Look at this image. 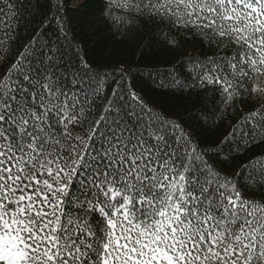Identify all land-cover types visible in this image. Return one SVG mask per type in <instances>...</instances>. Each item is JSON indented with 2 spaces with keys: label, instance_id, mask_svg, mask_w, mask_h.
Wrapping results in <instances>:
<instances>
[{
  "label": "snow or ice",
  "instance_id": "snow-or-ice-1",
  "mask_svg": "<svg viewBox=\"0 0 264 264\" xmlns=\"http://www.w3.org/2000/svg\"><path fill=\"white\" fill-rule=\"evenodd\" d=\"M125 6L206 40L199 87L224 112L254 102L245 146L264 143V0ZM20 15L0 0V264H264V194L247 195L264 168L222 173L123 79L70 93L31 42L14 49Z\"/></svg>",
  "mask_w": 264,
  "mask_h": 264
},
{
  "label": "trees",
  "instance_id": "trees-1",
  "mask_svg": "<svg viewBox=\"0 0 264 264\" xmlns=\"http://www.w3.org/2000/svg\"><path fill=\"white\" fill-rule=\"evenodd\" d=\"M132 2L16 0L21 15L19 39L13 47L22 51L31 42L34 47L29 51L38 62L50 65L49 73L62 79L70 93L83 94L82 90L96 86L102 94L105 87L111 93L113 82L123 79L156 113L182 124L218 170L229 177L244 171L255 178L264 168V143L245 146L252 134L245 118L254 102L237 101L224 112L221 95L211 86L199 87L198 76L205 69L198 61L212 56L215 49L191 32L169 31L158 21L142 17L125 6ZM171 37L177 41L175 47L166 42ZM0 39L7 43L6 36L0 34ZM232 126H238L234 142H225ZM249 164L246 171L241 169ZM262 194L264 188L255 184L247 192Z\"/></svg>",
  "mask_w": 264,
  "mask_h": 264
}]
</instances>
